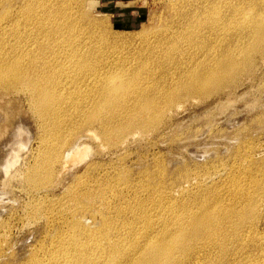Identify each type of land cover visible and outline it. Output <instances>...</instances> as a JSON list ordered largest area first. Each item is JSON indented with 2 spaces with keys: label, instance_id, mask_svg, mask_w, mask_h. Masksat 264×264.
Segmentation results:
<instances>
[{
  "label": "bare ground",
  "instance_id": "6f19581e",
  "mask_svg": "<svg viewBox=\"0 0 264 264\" xmlns=\"http://www.w3.org/2000/svg\"><path fill=\"white\" fill-rule=\"evenodd\" d=\"M88 1L0 0V97L24 95L38 120L24 177L37 195L55 187L80 135L112 151L149 138L177 104L224 92L263 57L264 0H173L168 23L139 36L145 55L129 60L103 49L95 35L104 24ZM175 63L170 87L154 91V70ZM248 159L219 178L240 187L258 176ZM111 165L90 162L62 199L29 202L30 217L46 219L45 236L24 264H264V173L219 196L195 192L200 182L175 190L163 163L138 179ZM4 243L0 264H17Z\"/></svg>",
  "mask_w": 264,
  "mask_h": 264
},
{
  "label": "rangeland",
  "instance_id": "374dc122",
  "mask_svg": "<svg viewBox=\"0 0 264 264\" xmlns=\"http://www.w3.org/2000/svg\"><path fill=\"white\" fill-rule=\"evenodd\" d=\"M88 2L92 15L104 24L95 35L103 42V49L114 55L121 54L128 60L145 55L140 38L165 26L170 7L176 3L173 0ZM144 30L146 33L141 34ZM262 56L251 72L245 73L224 92L206 100L190 96L177 104L167 114L160 131L149 138L137 136L121 149L112 151L102 146L101 139L92 134L80 135L76 141L78 146L55 187L38 195L30 192L24 179L39 148L38 120L24 95L0 97V112L3 113L0 119V237L5 238V259L15 258L17 264H24L32 247L45 236L42 229L46 219L30 217L28 205L33 199L39 195L62 199L67 194L65 188L69 189L75 183L74 179L83 175L93 161L130 169L137 179L146 170L156 173L158 164L163 163L173 178L175 190L183 183L186 186L190 182L189 185L194 186L200 182V186L193 189L195 192L205 189L201 192L203 195L208 191L219 196L223 193L230 196L231 192L235 195L241 188L251 185L253 178L264 173V53ZM157 67L152 83L156 88L154 91L163 92L170 87L167 82L179 74V67L176 63L171 67ZM244 142L248 143L243 145ZM80 148L83 149L79 153ZM237 150L239 156L236 157ZM252 155L253 160L248 159L246 164L250 166V172L258 176L241 178L245 182L240 187L233 184V178H219L220 174L224 176L231 170L237 160L243 162ZM90 188L89 191L94 193L96 187ZM80 215L84 217L83 211Z\"/></svg>",
  "mask_w": 264,
  "mask_h": 264
},
{
  "label": "crops",
  "instance_id": "0c3cea01",
  "mask_svg": "<svg viewBox=\"0 0 264 264\" xmlns=\"http://www.w3.org/2000/svg\"><path fill=\"white\" fill-rule=\"evenodd\" d=\"M121 1H130V0H121Z\"/></svg>",
  "mask_w": 264,
  "mask_h": 264
}]
</instances>
